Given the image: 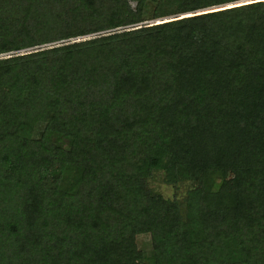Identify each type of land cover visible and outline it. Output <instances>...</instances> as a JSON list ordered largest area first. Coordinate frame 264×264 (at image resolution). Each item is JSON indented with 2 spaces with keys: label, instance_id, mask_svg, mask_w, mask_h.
Wrapping results in <instances>:
<instances>
[{
  "label": "trees",
  "instance_id": "trees-1",
  "mask_svg": "<svg viewBox=\"0 0 264 264\" xmlns=\"http://www.w3.org/2000/svg\"><path fill=\"white\" fill-rule=\"evenodd\" d=\"M234 1L0 0V264H264V0Z\"/></svg>",
  "mask_w": 264,
  "mask_h": 264
},
{
  "label": "rangeland",
  "instance_id": "rangeland-1",
  "mask_svg": "<svg viewBox=\"0 0 264 264\" xmlns=\"http://www.w3.org/2000/svg\"><path fill=\"white\" fill-rule=\"evenodd\" d=\"M236 1H242V0H236ZM234 1V2H236ZM129 5L132 7L134 6L133 2H129ZM151 4H149V10L151 11ZM225 4L217 5V6H211V9H215L218 7H221ZM186 15V14H185ZM163 19H167L164 18ZM154 20H159V19H154ZM153 19L146 20L144 22L147 23H156L152 22L154 21ZM218 182V178L216 176H211L208 180L205 181V188L208 189L212 187L214 184ZM147 186L152 189L155 192H159L164 196L172 197L175 196L177 199L183 198L186 190V184H177V185H167L162 182V174L161 173H154L150 178L147 179ZM135 243L136 246L139 250H141L143 253H148L150 250V241H149V236L148 234H138L135 236Z\"/></svg>",
  "mask_w": 264,
  "mask_h": 264
},
{
  "label": "water",
  "instance_id": "water-1",
  "mask_svg": "<svg viewBox=\"0 0 264 264\" xmlns=\"http://www.w3.org/2000/svg\"><path fill=\"white\" fill-rule=\"evenodd\" d=\"M209 9V8H208ZM155 21V20H154ZM154 21H152V22H154Z\"/></svg>",
  "mask_w": 264,
  "mask_h": 264
},
{
  "label": "bare ground",
  "instance_id": "bare-ground-1",
  "mask_svg": "<svg viewBox=\"0 0 264 264\" xmlns=\"http://www.w3.org/2000/svg\"><path fill=\"white\" fill-rule=\"evenodd\" d=\"M188 14V13H187Z\"/></svg>",
  "mask_w": 264,
  "mask_h": 264
}]
</instances>
